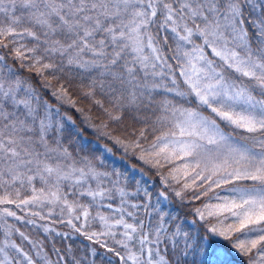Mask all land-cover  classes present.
<instances>
[{"label":"snow or ice","instance_id":"snow-or-ice-1","mask_svg":"<svg viewBox=\"0 0 264 264\" xmlns=\"http://www.w3.org/2000/svg\"><path fill=\"white\" fill-rule=\"evenodd\" d=\"M0 264H264V0H0Z\"/></svg>","mask_w":264,"mask_h":264},{"label":"trees","instance_id":"trees-1","mask_svg":"<svg viewBox=\"0 0 264 264\" xmlns=\"http://www.w3.org/2000/svg\"><path fill=\"white\" fill-rule=\"evenodd\" d=\"M78 103L81 104V107L85 108V110L87 111V109L90 107V105L87 102H82V101H78ZM67 110L70 114L74 115V118H76L77 120V126H79L82 122V116L79 113H74V111L70 108H67V106H64L62 108V111ZM95 114V113H94ZM91 131V130H89ZM86 139H94L93 135H86ZM98 142L100 144H103L104 141L103 140H99V141H95ZM114 153L115 155L111 158L112 160L115 161V164L111 163L110 161H105V169L108 171H111L114 167H116L119 171H124L126 167H134V169H136V171L140 172V171H146L150 174V176L152 177H156L154 175V171L155 170H150L146 165H143L140 161L136 160L134 157H130V156H126L122 153V151L114 149ZM97 155H99V153H97ZM126 161V163H125ZM128 163V165H127ZM176 207H180L178 204ZM186 209L181 208L180 210V216L182 218H187V219H191V217H185V213H186ZM54 227H56L58 230H66L64 225L61 224H56L54 225ZM37 233V237L40 240H43L45 243L46 247H50V243L48 240L45 239V234L41 231V230H34ZM57 240H59V238H57ZM82 242V243H80ZM66 243L69 244H73L74 246V250L76 248H80L81 249V255L84 254V252L86 251V249H84V245H88L90 242H88L87 240H84L83 237H77L75 240H69ZM58 247H61L60 244L57 245ZM92 247H97L96 245H92Z\"/></svg>","mask_w":264,"mask_h":264},{"label":"rangeland","instance_id":"rangeland-1","mask_svg":"<svg viewBox=\"0 0 264 264\" xmlns=\"http://www.w3.org/2000/svg\"><path fill=\"white\" fill-rule=\"evenodd\" d=\"M125 163H126V161H125ZM127 165H128V163H127ZM131 168H134V167L132 166ZM140 172H142L144 174L145 179H150L152 181H155L158 184V182H159L158 181V177L157 178L156 177H152L146 171H140ZM140 172L137 171V173H140ZM137 178L139 179V176ZM41 223H43V222H41ZM21 230L22 231H26L32 238L38 239V238H36L37 237V233L34 231L35 229H32L30 226L28 228H26V229L25 228H22ZM37 230H39V229H37ZM16 240H17V243H21V241H20V239L18 237L16 238ZM24 246L26 248L28 247L27 242H24Z\"/></svg>","mask_w":264,"mask_h":264}]
</instances>
